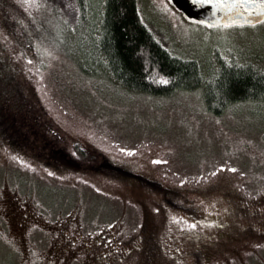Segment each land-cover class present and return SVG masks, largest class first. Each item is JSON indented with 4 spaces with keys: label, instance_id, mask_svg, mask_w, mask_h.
<instances>
[{
    "label": "rangeland",
    "instance_id": "rangeland-1",
    "mask_svg": "<svg viewBox=\"0 0 264 264\" xmlns=\"http://www.w3.org/2000/svg\"><path fill=\"white\" fill-rule=\"evenodd\" d=\"M8 1L16 30L35 25L19 45L0 23L31 106L15 115L21 146L0 135V264H103L106 251L112 264H202L197 250L205 264H264V100L215 115L194 92L153 97L85 77L45 3ZM143 8L170 45L211 35L169 0ZM73 140L90 157L76 158ZM107 162L119 170L97 171Z\"/></svg>",
    "mask_w": 264,
    "mask_h": 264
},
{
    "label": "trees",
    "instance_id": "trees-1",
    "mask_svg": "<svg viewBox=\"0 0 264 264\" xmlns=\"http://www.w3.org/2000/svg\"><path fill=\"white\" fill-rule=\"evenodd\" d=\"M144 1L41 0L55 15L65 49L85 77L97 76L127 92L153 97L194 92L215 115L231 104L264 100V21L242 26L206 25L211 30L208 41L191 49L177 42L170 45L169 40H175L146 13ZM9 5L10 1L0 0V23L11 29L15 42L22 45L35 23L27 18L29 29L16 30V21L4 11ZM5 53L0 41V135L7 139L6 130L9 137L18 138L17 142L10 140L19 147L25 134L15 115L31 106L17 68ZM71 148L79 160L90 157L77 140ZM53 155L50 157L56 159ZM49 161L56 166V161ZM104 164L97 171L119 170L109 162ZM122 172L133 175L125 169Z\"/></svg>",
    "mask_w": 264,
    "mask_h": 264
},
{
    "label": "water",
    "instance_id": "water-1",
    "mask_svg": "<svg viewBox=\"0 0 264 264\" xmlns=\"http://www.w3.org/2000/svg\"><path fill=\"white\" fill-rule=\"evenodd\" d=\"M188 20L210 27L255 25L264 20L262 0H169Z\"/></svg>",
    "mask_w": 264,
    "mask_h": 264
},
{
    "label": "flooded vegetation",
    "instance_id": "flooded-vegetation-1",
    "mask_svg": "<svg viewBox=\"0 0 264 264\" xmlns=\"http://www.w3.org/2000/svg\"><path fill=\"white\" fill-rule=\"evenodd\" d=\"M204 220H206V219L204 218ZM203 224L206 228H208V230L218 229L220 232L224 233V230L227 229V226H224V225H222L221 227H216L215 224H213V223L208 224L206 222H203ZM207 245H208V243H207ZM203 246H206V244L204 242H203ZM112 254H114V252H107L106 251L105 253H103V257L99 256L98 259H100L103 262V264H112L111 258H110ZM194 255H195L196 260H197V257H199L202 259L201 260L202 264H205V262H206L205 255H207L206 253H203L201 250H197L196 252H194Z\"/></svg>",
    "mask_w": 264,
    "mask_h": 264
},
{
    "label": "snow or ice",
    "instance_id": "snow-or-ice-1",
    "mask_svg": "<svg viewBox=\"0 0 264 264\" xmlns=\"http://www.w3.org/2000/svg\"><path fill=\"white\" fill-rule=\"evenodd\" d=\"M262 2H264V0H262ZM166 82V81H165Z\"/></svg>",
    "mask_w": 264,
    "mask_h": 264
}]
</instances>
